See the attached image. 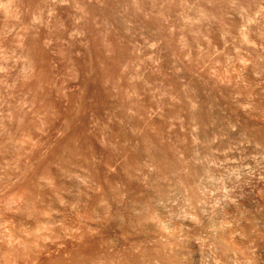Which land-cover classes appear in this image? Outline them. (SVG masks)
I'll return each instance as SVG.
<instances>
[{
  "label": "rangeland",
  "instance_id": "374dc122",
  "mask_svg": "<svg viewBox=\"0 0 264 264\" xmlns=\"http://www.w3.org/2000/svg\"><path fill=\"white\" fill-rule=\"evenodd\" d=\"M0 264H264V0H0Z\"/></svg>",
  "mask_w": 264,
  "mask_h": 264
},
{
  "label": "bare ground",
  "instance_id": "6f19581e",
  "mask_svg": "<svg viewBox=\"0 0 264 264\" xmlns=\"http://www.w3.org/2000/svg\"><path fill=\"white\" fill-rule=\"evenodd\" d=\"M47 55V54H46ZM110 55H112V54H110ZM102 57V56H101ZM109 57V56H108ZM106 59H107V57H106ZM108 60V59H107ZM112 59H109V63H110V61H111ZM45 61V60H44ZM103 62H104V60H103ZM39 63V62H38ZM107 63V62H106ZM113 62H111L110 64H112ZM41 65H44V64H41ZM45 66V65H44ZM113 65H111L110 67H112ZM40 67V66H39ZM92 67V66H91ZM103 67V66H102ZM115 67V66H114ZM46 69V68H45ZM92 69V68H91ZM114 69V68H113ZM113 69H111V70H113ZM97 70H98V68H97ZM102 70V69H101ZM107 70H108V68H107ZM110 70V71H111ZM92 71V70H91ZM95 71V70H94ZM106 71V70H105ZM98 72V71H97ZM112 72V71H111ZM111 72H109L110 74H112ZM44 73H46V72H44ZM50 73V72H49ZM42 74V73H41ZM100 74V73H99ZM102 74V73H101ZM105 74V73H104ZM45 75V74H44ZM49 75V74H48ZM108 75V74H107ZM107 75H105V76H107ZM110 76V75H109ZM48 77V76H47ZM111 77V76H110ZM114 77V76H113ZM113 77H112V79H113ZM44 78H45V76H44ZM50 78V77H49ZM110 79V78H109ZM50 81V80H49ZM85 82V81H84ZM55 85V84H54ZM46 88H49V87H46ZM49 91V90H48ZM64 94V93H63ZM62 94V95H63ZM60 95V94H59ZM66 97V96H65ZM60 98V97H59ZM61 99V98H60ZM62 101V100H61Z\"/></svg>",
  "mask_w": 264,
  "mask_h": 264
}]
</instances>
